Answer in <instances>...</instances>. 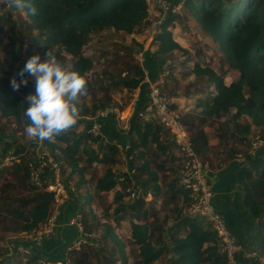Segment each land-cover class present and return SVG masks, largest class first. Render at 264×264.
Here are the masks:
<instances>
[{
    "label": "trees",
    "instance_id": "obj_1",
    "mask_svg": "<svg viewBox=\"0 0 264 264\" xmlns=\"http://www.w3.org/2000/svg\"><path fill=\"white\" fill-rule=\"evenodd\" d=\"M149 3L150 0H23L21 7L26 12V20L13 19L11 12L7 17L0 16V22L5 21L16 35L18 24L24 29L36 30L37 34L31 38L42 40L46 52L59 47L70 54V70L85 75L88 83L84 96L89 95L92 101L89 105L84 101L78 103L81 112L77 124L51 141L19 138L0 145V161L9 150L18 158L11 166L0 169V174L8 173L0 186V230L32 233L49 221L55 203L54 192L46 189L47 182L54 180L51 162H48L51 156L60 169L71 208L79 207L82 239L87 241H82L77 248H67L63 256L45 255L34 241V244H25L30 254L24 262L18 252L10 254L0 244V264H41L43 258L71 261V264H228L213 227L186 212L192 199L181 179L184 159L162 123L141 119L137 112L132 114L128 143H121L127 145L125 150L118 143L104 139L101 128L98 134L90 131L91 117L111 105L115 89L124 88L133 93L142 86L148 91L145 66L132 52L143 48L135 35L151 24ZM183 8L220 45L238 73L227 82V71L216 72L209 62L203 64L200 59H192V69H180L181 74L171 65L168 81L164 76L160 92L168 97L176 95L180 93L176 89L180 80L194 76L182 92L189 95L193 90L199 96L196 105L202 109L197 114L181 115V120L191 132L193 147L201 158L210 148L206 125H218L217 135L235 144L229 148L227 158L238 153L244 157L243 204L254 220L253 250L258 257H264V153L251 152L249 139L254 125L258 138L264 140V0H184ZM186 14L181 16L169 11L163 17L153 38L156 45L153 54L170 61L178 55L174 52L187 54V48L172 33V27L181 17L186 18ZM108 28L134 38L131 45L125 46V53L108 59L101 76L95 73L92 78L90 72L99 58L93 53L87 54L84 47L92 35ZM2 30L0 25V33ZM185 58L182 65L188 67L190 58ZM117 65L122 67L112 72ZM11 80L7 73L0 72V119L14 118V128L25 130L30 123L25 116L28 95L13 90ZM169 82L175 88L167 93ZM22 88L23 92L33 91L32 87ZM147 102H139L138 110ZM118 109L122 119L127 120L129 111ZM225 115L230 119L220 122L219 118ZM242 116H249L252 121L243 123ZM109 118L115 119V113L98 119L102 125ZM41 145L46 153L39 157L37 149ZM41 160L47 163L39 170L41 185H38L31 175ZM125 162L129 171L119 168ZM100 164L107 166L103 177H100ZM73 178L75 181L71 183ZM131 189L138 190L139 194L132 196ZM107 193L110 202L103 209L101 221L95 205ZM111 217L120 226L128 220V242L119 237Z\"/></svg>",
    "mask_w": 264,
    "mask_h": 264
},
{
    "label": "rangeland",
    "instance_id": "obj_2",
    "mask_svg": "<svg viewBox=\"0 0 264 264\" xmlns=\"http://www.w3.org/2000/svg\"><path fill=\"white\" fill-rule=\"evenodd\" d=\"M155 4H156V7L160 9L156 0H155ZM184 10H185L184 8H181L180 10L181 12L180 13L178 12V15L183 16L187 13L186 18L181 17L176 22V24L172 27V33L175 39L187 48V54L183 56L179 54V52H174V53H177L178 55L175 58L171 59L170 62H167L165 66L166 80L168 81V76H169L168 73L171 72L172 67L177 69L176 70L177 72H179L180 69L181 70L182 69L186 70L187 68L192 69V66L194 65L193 62L197 61L196 59H200L203 61V64H206L207 62H209L212 69L216 72L222 73L223 71H227L226 81L230 82L237 75L238 72L231 65V61L228 55L225 54L223 50L221 49L220 45L217 42H215L204 31V29L201 27L198 20L193 15L188 13L187 10L185 11ZM9 12H11L13 19H16L19 21H24L27 19L26 12L23 10L21 6L13 7V5H10V0H0V16L2 15V16L7 17ZM162 20L163 18L161 16H158V19L155 20L154 22L159 24L158 22L159 21L162 22ZM151 24L149 27L144 28L141 33L135 35V39H137V41L143 44V48L137 51L134 50L132 52V56L136 58L140 63L143 57L142 53L145 51V48H148L147 46H148L149 41L151 40V37L154 38L158 30L156 29L155 25H151ZM0 25H2L3 27V30L0 33V72L7 73V75H9L12 79L14 77L15 78L18 77L17 81H19L22 78L18 75V73L20 69L24 67L27 60L35 54L41 55V58L43 60L46 58V54L48 52L45 51V47L43 46L42 40H39V39L34 40L33 38H31V36L34 37L37 34L36 30H33V31L27 30V29H24L23 27H19L18 26L19 24H18L16 27V32H17V35H16L14 31L10 30L8 24L5 21L0 22ZM133 38H134L133 35H128V34H124L119 31H115L112 28H108L102 31L101 33L92 35L90 38V41L85 45L84 50L87 54H92V53L95 54L96 57L99 59L96 61L92 69V72H90V76L92 78L95 77V73L101 76L102 72H104L106 67L108 66V59H110V57L113 56L114 54L125 53V50H126L125 46L131 45L132 43L131 41ZM152 48H153V53H154V51L156 50V47L153 46ZM52 50L55 56L57 57L58 62H60L61 64L64 65V67L70 70L72 66V56L59 47H54ZM14 51H18V53L16 52V54H13ZM185 56L187 58L188 57L190 58V60L188 61V64H189L188 67L186 66L184 67V65H182V61L186 59ZM121 67L122 65H117V68L113 70L112 72L118 71ZM167 71L169 72L167 73ZM179 73L181 74V71ZM25 75L27 76V74ZM27 78L29 80V83L25 87H32L33 91L32 92L30 91L28 93L27 91L23 92L22 87L24 85H22L19 90L21 91L22 94L25 93V95L32 94L35 91L34 79L32 77H27ZM192 79L194 80V76L190 78L181 79L180 84L176 86V89H178L180 93L169 96V98L171 99L172 107L178 110L181 113V115L191 113L190 111L193 110V105L197 104V101L199 98V96L195 94L193 90H191L192 95L191 94L185 95L182 92L185 89L187 82L192 81ZM169 85L165 89L167 93H169L168 91L170 89L173 90V88H175L174 83L170 84L169 82ZM133 93L128 92L124 88L121 90L115 89L113 91L114 101L111 103L110 107L114 108L115 110L117 109V111H118V107L123 108V110L127 109L129 104L132 103V97H134ZM173 96H179V97L174 98ZM83 101L87 103L88 105L92 103L91 97L89 95L80 96L79 103ZM95 116L96 115L91 117V119H94ZM223 118H224V121L225 120L228 121L230 119V116L225 115L223 116ZM240 121L243 123H246V122H251L252 119L249 116H242ZM15 123L16 122L14 118L0 119V131H2V133L0 132V145H3V142L8 141V140L18 141L20 140L19 138L25 139V140L33 139L27 135L26 129L23 130V128L22 129L14 128ZM228 123H229L228 125L232 126L230 122ZM214 126L215 125H212V127ZM258 133H259L258 129L254 125H252L250 136H249V139L252 145L251 152H254L253 150L260 147L258 143L256 144V146L254 145V142H257L259 140ZM215 135L218 136L217 133H215ZM92 145L95 146L94 143ZM234 146L235 144L233 145V147ZM42 147H43L42 145L39 146V148L37 149V153H38V150L43 149ZM41 153L42 152L40 151V154ZM7 154L12 155L13 154L12 150H9ZM49 159L53 160V158H49ZM14 161H16L15 158L7 157L4 161V164H3L4 166H0V169H2V167L11 166L14 163ZM127 166L128 165L125 162V164L120 165L119 168L121 169V171H129ZM34 170L35 169H33V171ZM100 171H101V168H100ZM7 175L8 173L6 172L3 174H0V186ZM60 178H61V173H60ZM74 181H75V178L71 180V183H74ZM104 195L105 196H103L102 201H97L95 205V208L98 213V218L101 219V221L103 220V209L110 202L109 193L104 194ZM59 205L60 203H57V202L54 203L53 208H52V215L49 221L37 231H34L32 233L21 232V233L13 234V233H5L0 230V236L4 235L3 239H0V244L8 248L10 251L9 252L10 254H12L13 252H18L19 253L18 256H20L22 258V261L24 262L30 254L29 248L25 244H31V243L34 244V241L40 239L44 235L49 236L53 233L57 234L58 229L55 226L54 216L56 215ZM79 212H80L79 207L74 208V213L78 214V217H79ZM110 221L113 224V226L117 229V233L119 237L123 238L125 242L126 241L128 242L129 229H130L128 220L126 219L125 221H123L121 226L116 225L114 221L112 220V217ZM48 229L50 230L48 231ZM18 239H21L23 242L20 243ZM82 241H87V239L78 238L75 241H68L66 244L65 250L67 248L79 247ZM251 258H255V257H251ZM258 260H260L261 262L262 261L264 262V257L259 256ZM40 262L41 264H54L52 261L50 262L44 258L41 259ZM71 263H72L71 261L67 262V264H71ZM255 263L259 264L257 261ZM228 264H238V259H236L235 261L229 260Z\"/></svg>",
    "mask_w": 264,
    "mask_h": 264
},
{
    "label": "crops",
    "instance_id": "obj_3",
    "mask_svg": "<svg viewBox=\"0 0 264 264\" xmlns=\"http://www.w3.org/2000/svg\"><path fill=\"white\" fill-rule=\"evenodd\" d=\"M169 1L173 4H181L184 2V0ZM149 4L148 20L151 21V25H155L157 29L161 22L159 21V24H157L154 21L158 19V16L163 18L164 14L161 9L156 7L155 0H150ZM153 46L156 47L153 43V37H151L147 46L148 48H145V50H149L147 55L142 53L143 57L141 59V65L143 67L145 66L144 69L147 77L152 81H156L165 72L166 63L170 60H167L164 56L153 54ZM133 95L134 97H132V103L129 104L127 109H124L128 110L130 114L127 118V122L126 120H123L122 117H118L119 115L121 116V114L119 109L118 111L116 109L115 119H106L101 125V134L104 139L114 141L119 145H122L121 143H128L127 132L130 128L128 120H130L132 114L136 112L138 114L139 102L141 103L149 100V92L144 91L142 86L138 87ZM173 97L176 98L179 96ZM201 109V107H198L195 104L193 105V110L190 112L197 114L201 111ZM219 120L220 122L224 121L223 116L219 118ZM205 131L209 133L210 148L209 151L206 152L205 157L202 158L208 165L207 175L213 191L212 205L214 209L222 215L234 238L241 246L238 251V264H256L255 262L258 259L246 256L250 251H254L252 246L254 220L249 210L243 204L242 165L244 163V157L238 153L233 158H227L229 155V148L232 147L234 143L231 139L223 140V138L221 139L219 136L215 135V133L220 132L218 125H215L214 127L206 125ZM261 147L262 146L253 150V153H264V148L262 149ZM42 148L43 149L39 150L42 152L41 154L46 153L45 148ZM49 158H51V156ZM48 162H50V159ZM39 164H42L41 169L43 170V167H45L46 164L44 162ZM127 167L129 169V166ZM100 168V177H103L105 171L107 170V166L105 164H100ZM54 222L56 228L58 229L57 234L53 233L49 236L44 235L35 242L38 245V248L41 249L45 255H54L58 253L59 256H63L68 241H75L76 239L83 237L81 225H79L80 221L78 214L74 213V209L71 208L68 199H65L62 203H60L56 215L54 216ZM260 263L262 262L260 261Z\"/></svg>",
    "mask_w": 264,
    "mask_h": 264
},
{
    "label": "built area",
    "instance_id": "obj_4",
    "mask_svg": "<svg viewBox=\"0 0 264 264\" xmlns=\"http://www.w3.org/2000/svg\"><path fill=\"white\" fill-rule=\"evenodd\" d=\"M156 2L163 11L164 16L169 11L180 13L184 3L173 4L169 0H156ZM165 74L164 72L156 81L150 80L147 75H145L144 81L148 84L149 100L147 104L138 111V116L146 120H157L169 130L173 141L178 146V151L182 154L184 159L181 179L185 187L189 189L192 199V202L186 208V212L191 215H196L210 224L220 239L221 250L226 254L228 261H235L241 246L234 238L222 215L218 213L212 205L213 191L207 175L208 165L194 149L191 132L187 125L181 120V113L172 107L171 99L160 92V84L164 81L163 78ZM115 111L116 110L110 106L98 111L93 119L90 131L94 134H98L101 128L98 118L106 117L110 113H115ZM118 117L120 118V116ZM257 143L262 146L264 145V140L259 139L257 142H254V145L256 146ZM119 146L122 150H125L127 147V145ZM38 153V156L41 157L39 150ZM7 157L15 158L16 161L18 160L14 154H7L2 161H0V166H4L3 164ZM41 162L46 164L45 161L37 162L38 169L34 167L33 169L35 170L32 171L31 175L32 181L38 185H41V180L39 178V170H42V164H39ZM50 162L53 169L54 180L47 182L46 189L54 192L55 202L62 203L68 198V193L60 178V169L58 165L52 159H50ZM121 179H123V177H121ZM138 194V190L131 189L132 196H137ZM49 230L50 229H48V231ZM247 256L259 259L255 251H250ZM52 262L54 264H67L60 260Z\"/></svg>",
    "mask_w": 264,
    "mask_h": 264
},
{
    "label": "clouds",
    "instance_id": "obj_5",
    "mask_svg": "<svg viewBox=\"0 0 264 264\" xmlns=\"http://www.w3.org/2000/svg\"><path fill=\"white\" fill-rule=\"evenodd\" d=\"M10 5L23 6V0H10ZM32 11L35 13L36 9L33 7ZM18 75L22 79L17 81L14 77L11 80L13 90L26 86L27 77L35 81L34 93L26 97L29 137L41 142L51 141L77 124L81 112L79 98L87 91L85 75L64 67L53 50L43 60L39 54L31 56Z\"/></svg>",
    "mask_w": 264,
    "mask_h": 264
},
{
    "label": "water",
    "instance_id": "obj_6",
    "mask_svg": "<svg viewBox=\"0 0 264 264\" xmlns=\"http://www.w3.org/2000/svg\"><path fill=\"white\" fill-rule=\"evenodd\" d=\"M167 233H168V231H167Z\"/></svg>",
    "mask_w": 264,
    "mask_h": 264
}]
</instances>
